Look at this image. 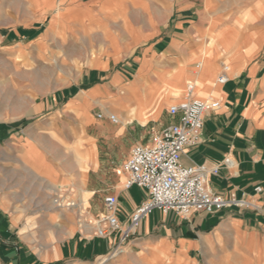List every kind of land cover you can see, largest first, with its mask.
Here are the masks:
<instances>
[{
  "label": "crops",
  "instance_id": "0c3cea01",
  "mask_svg": "<svg viewBox=\"0 0 264 264\" xmlns=\"http://www.w3.org/2000/svg\"><path fill=\"white\" fill-rule=\"evenodd\" d=\"M0 42L9 62L28 43L56 65L0 120V264H264V0H6ZM189 84L220 105L183 165L219 166L211 190L250 205L155 210L117 248L96 234V193L118 196L121 222L147 193L124 170L113 187L100 176L179 121L168 110Z\"/></svg>",
  "mask_w": 264,
  "mask_h": 264
},
{
  "label": "built area",
  "instance_id": "2783aa9c",
  "mask_svg": "<svg viewBox=\"0 0 264 264\" xmlns=\"http://www.w3.org/2000/svg\"><path fill=\"white\" fill-rule=\"evenodd\" d=\"M227 68L225 65L224 70ZM227 80L225 73L218 77L220 83ZM193 89L194 85L189 84L186 97L169 107V114L179 116V121L165 127L151 144L134 145L129 158L123 163L127 174L125 188L137 186L146 191V198L135 207L125 222H121L118 217V196L110 194L104 199V215L98 221L97 235L107 237L120 232L117 248L129 240L143 220L155 210L164 213L174 211L186 218L197 212L212 213L230 206L250 205L245 200L234 196L226 198L211 190L209 177L218 173L219 166L205 168L198 164L182 163L184 149L201 140L205 114L220 105L218 100L192 97ZM109 117L113 121L117 120L115 114ZM256 191H261V187H257Z\"/></svg>",
  "mask_w": 264,
  "mask_h": 264
},
{
  "label": "rangeland",
  "instance_id": "374dc122",
  "mask_svg": "<svg viewBox=\"0 0 264 264\" xmlns=\"http://www.w3.org/2000/svg\"><path fill=\"white\" fill-rule=\"evenodd\" d=\"M6 0H0V5H3V3ZM39 2V1H38ZM56 18V17H55ZM54 18V19H55ZM17 43V42H16ZM6 45H13L12 44H8L7 42H0V46H6ZM17 48V47H16ZM6 50V48H0V50ZM34 48L30 46V44L26 43L24 45V48L19 49V50H15L14 53V62H9L7 60V55L3 54L2 56H0V120H7L6 118H4V115H7L8 111L10 108H13L15 105H17L18 103H23L25 100L28 102H33L34 98L36 96L31 95L28 96V86L27 85H22L23 82L28 81L30 83H32L33 85L36 84L35 82H37L38 80L33 78L32 76L35 74H43V75H47L48 73H50L51 71L55 70L56 65L51 62V61H34L32 55V52H34ZM1 53V52H0ZM52 58V57H50ZM49 55L48 58H46V60H49ZM8 70L11 71L12 73H14V78L10 77V79L7 78V74H8ZM32 77V78H31ZM53 87H55L54 84H52ZM36 86V85H35ZM25 101V102H26ZM126 161V160H125ZM123 161L121 164L117 165L116 163H110V170L109 173L105 176H100V177H105L108 181V185L111 187H113L114 185H116L117 183V179H118V174L121 173V171L123 172V163L125 162ZM112 167V168H111ZM97 199L100 200L102 206V211L101 213H99L96 217L95 220H93L96 224V234H97V229H98V221L101 220L102 216L104 215V199L106 196H108L109 194L112 193H108L101 196L99 195V193L97 192ZM99 196V197H98ZM53 198L56 202L59 203V206H61L62 208L66 209L67 211L70 209H68L69 207H67V205H62V200H60V198L58 196H54ZM72 203H74V201H71ZM71 202H69L68 205L71 204ZM72 205V204H71ZM74 207V206H73ZM3 208L5 210H7L8 208L6 206H3ZM23 208H20V210H22ZM76 209H78L76 207ZM28 210H30V208H28ZM79 214L82 213L81 211L78 212ZM71 214V213H70ZM10 216V215H7ZM149 216H152V213L149 214ZM78 222L83 225L85 222H89L88 220L86 221V216L80 215L78 218ZM146 219V218H145ZM144 219V220H145ZM49 225H55V224H51L49 223ZM14 226H15V230H14V235L15 236H20V234L23 231L27 232V236H29L30 239L33 240V237L36 238L37 237V232L35 230H33L32 228L30 229L29 226L30 224L28 222L25 223H15L14 221ZM31 233L33 234V236H31ZM30 234V235H28ZM116 236L118 235L119 238L121 239V233L120 232H116L111 234L110 236ZM108 237V236H107ZM38 240V239H36Z\"/></svg>",
  "mask_w": 264,
  "mask_h": 264
},
{
  "label": "bare ground",
  "instance_id": "6f19581e",
  "mask_svg": "<svg viewBox=\"0 0 264 264\" xmlns=\"http://www.w3.org/2000/svg\"><path fill=\"white\" fill-rule=\"evenodd\" d=\"M38 1H39V0H38ZM57 27H58V26H57ZM59 44H63V42H61V43H59ZM49 185H51V183H50ZM50 187H51V186H50ZM52 187H53V185H52ZM56 189H57V188H56ZM71 204H74V203L71 202ZM71 204H70V205H71ZM64 211H65V210H64Z\"/></svg>",
  "mask_w": 264,
  "mask_h": 264
}]
</instances>
